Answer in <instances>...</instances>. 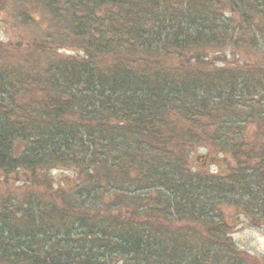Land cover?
Returning <instances> with one entry per match:
<instances>
[{
  "label": "trees",
  "instance_id": "obj_1",
  "mask_svg": "<svg viewBox=\"0 0 264 264\" xmlns=\"http://www.w3.org/2000/svg\"><path fill=\"white\" fill-rule=\"evenodd\" d=\"M42 2L73 54L52 58L44 40L17 67L0 63V176L30 174L0 201V264L240 254L222 206L264 223V0ZM211 141L239 163L220 178L189 168ZM50 164L77 166L86 185L70 197L46 186L37 173ZM242 255L231 264H249Z\"/></svg>",
  "mask_w": 264,
  "mask_h": 264
},
{
  "label": "rangeland",
  "instance_id": "obj_2",
  "mask_svg": "<svg viewBox=\"0 0 264 264\" xmlns=\"http://www.w3.org/2000/svg\"><path fill=\"white\" fill-rule=\"evenodd\" d=\"M46 10L45 3L42 0H4L3 3H0V63L6 65L7 71L9 67L11 69L17 67L19 56L23 58V54L21 53L22 47L38 45L41 42L47 44L48 42L44 40H48L54 44H51V46H54L53 49L55 51V54L51 56L52 58L59 56L66 57L73 54L70 42L66 37V31L58 30L55 26L52 27L53 23L50 22L49 13ZM224 53L219 54V57L226 59V61H243L245 58V56H241L238 53V50L236 53L228 52V50ZM31 56L37 55L31 52ZM2 57L4 58L2 59ZM40 57L41 59H48L46 52L41 54ZM214 61L218 65H221V62L215 59ZM34 63L36 67L39 66L38 63ZM41 67L43 68L44 65H41ZM245 129H247L246 134L249 135L251 128ZM249 140L253 143V137ZM210 145L206 147L198 144L188 152L191 173L212 175L220 178L221 175L225 176L226 173L230 172V169L238 166L237 164L239 163L234 161L229 154L219 150L213 141L210 142ZM37 174L40 176V179L45 182L48 181L46 186H50L53 189L58 188L66 193L67 197L76 192V187L73 188L75 183L78 182L79 187L86 185L81 182L85 172H80L77 166H53L50 164V166L45 165V168L38 171ZM27 175L30 176V174ZM27 175L21 172H14L8 178L0 176V201L15 197L20 188L28 186L26 181ZM35 175L33 178L36 177ZM125 181L130 184L137 182L135 181V177L134 179H126ZM43 189L44 184L37 189L36 193L40 199L48 201L50 195L44 193ZM17 196H21V194H17ZM238 208L225 204L222 206V214L227 223L226 235L231 239L233 248L239 251L240 254H234L233 257L232 255L225 257V254L219 253L216 257L209 256L205 264H231L232 261L238 263L237 259L242 261L243 253L249 257L244 258V263L264 264V223L255 220L254 217H250V214L246 215L244 212L242 213L241 206ZM31 215H35V212L33 213L32 211Z\"/></svg>",
  "mask_w": 264,
  "mask_h": 264
},
{
  "label": "flooded vegetation",
  "instance_id": "obj_3",
  "mask_svg": "<svg viewBox=\"0 0 264 264\" xmlns=\"http://www.w3.org/2000/svg\"><path fill=\"white\" fill-rule=\"evenodd\" d=\"M199 157H201V156H199ZM203 158V157H202Z\"/></svg>",
  "mask_w": 264,
  "mask_h": 264
}]
</instances>
